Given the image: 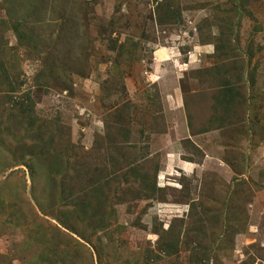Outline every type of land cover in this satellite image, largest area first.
I'll use <instances>...</instances> for the list:
<instances>
[{"label": "rangeland", "instance_id": "1", "mask_svg": "<svg viewBox=\"0 0 264 264\" xmlns=\"http://www.w3.org/2000/svg\"><path fill=\"white\" fill-rule=\"evenodd\" d=\"M82 1L79 23L84 45L74 55L76 61L71 54L67 56L70 69L79 67L80 59L88 62L84 65L88 75L72 76V92H62L58 85L48 92L36 88L34 78L42 60L19 49L11 31L2 34L9 48L19 53L11 75L23 83V91H32L37 115L66 127L71 143L90 152L92 164L104 163L105 153H94L93 148L106 133V124L121 117L140 152L147 145L144 153H150L148 160L153 161L147 167L160 166L157 182L166 190V201L135 200L130 211L127 204L117 207V224L124 226L115 243L117 252L124 259L141 261L148 249L155 248L157 229L171 225L181 232L186 227L183 221L191 230L198 228L197 218L188 215L190 201L200 200L214 215L223 210L244 223V233L234 242L226 234L225 217L206 228V236L217 243L202 245L197 237L191 240L193 246L211 253L210 264H264V0H237L240 16L230 13L231 24L222 17L234 8L232 0H171L182 17L168 25L156 20L157 2L163 0ZM63 3L56 0V10ZM2 5L0 0V19L6 17ZM227 27L231 44L238 47V56L227 66L233 68L237 61L244 78L237 81L234 71L233 79L240 84L239 106L230 114L219 112L214 123L219 83L230 76L215 73L212 42ZM115 42L127 44L118 71L113 61L117 53L111 51ZM249 49L255 52L251 64L244 57L250 55ZM209 68L212 74H192ZM201 129L208 132L198 133ZM5 145L11 148L12 143L7 139ZM23 182L27 184L24 192ZM0 185H7L4 191L18 189L23 201L35 204L24 166L9 167L0 174ZM181 235L182 242H188L190 236L183 241ZM22 240L21 231L0 225V264H29L32 255L22 252ZM184 246L178 256L153 264H189ZM196 252L200 259L205 253ZM200 259L195 261L200 263Z\"/></svg>", "mask_w": 264, "mask_h": 264}, {"label": "trees", "instance_id": "2", "mask_svg": "<svg viewBox=\"0 0 264 264\" xmlns=\"http://www.w3.org/2000/svg\"><path fill=\"white\" fill-rule=\"evenodd\" d=\"M62 1L63 5L56 10V0H2L1 7L6 17L0 19V174L9 167L24 166L30 177V195L42 216L31 201H23L22 192L18 193V189L4 191L7 185H0V225L7 224L10 230L23 233L21 248L23 253L32 255L29 264H153L178 256L183 245L184 251L189 253V264H210L211 253L207 254L203 247L193 246L191 240L197 237L202 245L217 243L206 236V228L216 226L217 218L225 217L228 222L226 234L234 242L236 236L244 233V223L241 225L238 219L227 216L228 212L223 210L214 215L210 207L200 200L197 203L190 201L188 215L190 219L197 218L198 228L191 230L186 221H183L186 227L181 232L171 225L167 229L161 227L154 233L157 236L155 248L148 249L141 261L124 259L115 244L124 229L117 224V207L127 204L130 211L137 201H166V190L157 182L160 166L147 167L153 163L148 160L151 154L144 153L148 151L147 145L140 152L139 143L132 141V133L121 117L106 124V133L98 137L93 148L94 153H105L102 157L104 163L92 164L90 152L74 146L68 129L62 124L40 118L32 91H23V83L14 81L11 74L15 63L19 62V53L9 48L2 34L5 31L14 34L19 49L30 51L42 60L34 78L36 88H44L48 92L58 85L60 91L72 92V76L88 75L84 66L88 62L80 59L79 67L70 69L67 56L71 54L76 61L74 55L84 45L80 43L84 41L80 39L79 23L80 14H83L79 7L83 1ZM174 2H157L155 14L160 25L181 20L182 11ZM232 2H235L234 8L222 17L230 24L229 14L235 13L238 17L241 8L237 0ZM221 29L212 42L215 44L212 56L214 70L217 74L227 72L230 78L219 83L216 113L211 120L214 123L219 112L230 114L238 108L240 84L237 81L244 78L237 61L233 62V68L227 66L231 64L232 57L238 56V47L231 44L233 38L227 33L229 28ZM71 41L75 42L71 44ZM126 49V43L118 46L115 42L112 46L111 51L117 53L113 57L115 70L119 67V58L126 56ZM249 53L244 57L251 64L255 52L249 49ZM211 68L193 70L192 74H212L214 70ZM234 71L238 72L235 76L237 81L233 79ZM248 73L254 77L251 71ZM188 124L191 128V121ZM203 132H208V129L198 131ZM7 139L12 143L11 148L5 145ZM26 186L23 182L21 191L24 192ZM137 222L134 225H138ZM181 234L184 235L183 241L190 236L188 242H182ZM223 244L222 239L220 248ZM196 250L205 251L201 259ZM198 259L200 263L195 261Z\"/></svg>", "mask_w": 264, "mask_h": 264}, {"label": "crops", "instance_id": "3", "mask_svg": "<svg viewBox=\"0 0 264 264\" xmlns=\"http://www.w3.org/2000/svg\"><path fill=\"white\" fill-rule=\"evenodd\" d=\"M169 162H171V160Z\"/></svg>", "mask_w": 264, "mask_h": 264}]
</instances>
